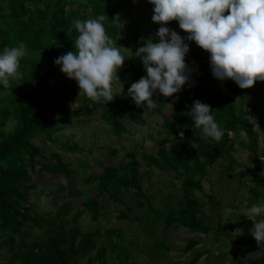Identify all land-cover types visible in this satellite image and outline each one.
Masks as SVG:
<instances>
[{
	"label": "trees",
	"instance_id": "obj_1",
	"mask_svg": "<svg viewBox=\"0 0 264 264\" xmlns=\"http://www.w3.org/2000/svg\"><path fill=\"white\" fill-rule=\"evenodd\" d=\"M141 1L146 3L144 10L155 28L152 39L158 41L156 33L160 25L152 20L154 6L149 0H137V4L140 5ZM135 3L136 0H0V50L5 45L17 46L22 42L27 52L21 60L20 71L22 74L26 70L29 72L27 92L17 88L16 82H13L15 86L7 89L0 87V250L7 246L11 252V258L5 264H109L108 250L103 244L104 236L99 230L83 232L79 224L81 213L69 221L63 206L56 217H46L37 212L39 199L30 204L29 209L34 211L32 216L24 215L22 211L32 192L38 189L36 184L31 183L37 168L41 172L66 178L69 182L73 174L72 166L58 155L54 157L56 162L42 161L43 150L35 143L36 140L42 138L51 142L64 154L84 151L74 143H58L55 140L58 130L52 128L44 116L45 103L50 100V87L68 78L54 61L62 54L75 51L78 36L74 27L76 19L83 21L103 14L108 35L117 41L121 27L116 17ZM70 5L75 8L69 9ZM167 26L175 31L180 30L182 37L187 36L178 21H170ZM137 28L130 48L133 51L130 66L120 67L117 72L127 90L133 82L147 75L141 58L135 56V52L146 43L141 39L142 29ZM186 42L190 46L185 58L190 69L189 81L182 91L174 94L175 98L165 97L158 91L154 94L156 102L166 99L173 104V110L158 132L162 140H154L157 152L145 155V159L148 170L156 168L166 171L172 173L175 180L181 181L182 198L177 208L167 214L166 226L184 227L194 233H209L210 228L203 224L202 198L197 194V191L203 190L202 183L208 167L227 157L231 158V164L236 165L232 154L237 144L243 145L240 141L242 131L247 132L250 149L260 159V136L244 110L238 109L234 100L225 95L223 84L228 83L229 79L220 81L213 76L210 53L194 41ZM114 95L115 98L105 105L103 102H93L88 97L82 104H91L101 113L111 134L122 138L131 135L124 120L144 123L140 112L142 106L138 107L128 95ZM195 100L211 105L216 121L224 129L220 141L206 142L201 139L200 130L195 129L189 113ZM64 114L81 116L80 112L70 109ZM12 121H15L13 128L7 130ZM256 121L261 124L260 120ZM181 131L184 132L183 137L179 136ZM129 160L120 166H106L96 180L98 194L90 198L94 219L98 218L103 208L100 198L122 203L131 193L142 205L140 197L146 195L141 180V165L136 156ZM69 190L72 197L73 189L70 187ZM68 202L63 204L70 206ZM121 217L129 219L125 214H121ZM26 221L32 225L27 226ZM35 225L44 228L45 233L35 236ZM107 233L110 236L106 239L116 238L113 243L116 247L122 246L121 240H117V231ZM197 246L198 242H191L187 250L191 251ZM118 250L117 264H131L126 248ZM205 255L206 252L196 253L187 264H198ZM248 264H264V255L250 259Z\"/></svg>",
	"mask_w": 264,
	"mask_h": 264
},
{
	"label": "rangeland",
	"instance_id": "obj_2",
	"mask_svg": "<svg viewBox=\"0 0 264 264\" xmlns=\"http://www.w3.org/2000/svg\"><path fill=\"white\" fill-rule=\"evenodd\" d=\"M145 6L144 1L138 5L136 0L135 5L116 17L117 24L121 27L116 43L127 56L121 67L130 66L133 54L130 48L133 46L137 26L142 29V40L147 41L153 37L155 28L144 10ZM68 8L75 7L70 5ZM177 32L180 34V30ZM28 75L26 70L14 81L23 92L28 91ZM223 89L225 95L234 100L237 108H242L250 122L255 125L260 136V159L251 151L249 138L241 135L240 141L243 145L237 144L232 154L236 165L231 164V158L227 157L208 167L202 183L203 190L197 191V194L202 198L205 218H201H204L203 224L210 228L209 233H194L184 227L166 226L167 214L171 209L177 208L182 198L181 181L175 180L172 173L156 168L148 170L145 155L157 152L154 140H162L163 137L158 132L162 130L164 121L170 118L173 104L161 99L153 111L141 107L144 123L124 120L123 123L131 135L116 138L102 120L101 113L91 104H82L87 97L79 96V85L72 78L60 80L50 87V100L45 103L44 116L52 128L58 130L55 134L58 143H74L84 151L64 154L51 142L42 138L35 141L43 150L42 161L56 162L54 157L58 155L72 166L73 174L69 182L66 178L41 172L37 168L31 183L36 184L38 189L32 192L33 195L24 205L22 214L32 216L34 211L29 209L30 204L38 199L37 212L46 217H56L63 206L64 211L67 210L69 221L81 213V230H99L104 236L103 244L108 250L109 264H117L118 249L121 247L126 248L131 264H187L199 252H206V255L198 264H248L250 259L263 256L264 246L261 244L264 242L258 243L251 234L255 221L244 213L252 204L264 200V81L256 82L251 88L242 89L229 79L228 83L223 84ZM113 93L127 95L125 84L118 76L113 82ZM62 100L66 102L62 103ZM69 109L80 112L81 116L65 115L64 111ZM256 120H260L261 124ZM14 124L15 121H12L7 130H11ZM134 156L141 165L140 174L146 195L140 197L142 205L131 193L126 195L122 203L113 202L110 198H100L103 208L98 218L94 219L90 198L98 194L96 180L106 166L123 165ZM70 187L73 189L72 197L69 196ZM65 202L71 203L70 206L63 204ZM121 214L127 215L129 219L122 218ZM26 224L32 225L27 221ZM112 230L118 232L117 240H121L122 246L116 247L113 243L116 238L106 239L110 236L107 232ZM34 233L35 236H41L45 229L35 225ZM195 241L198 246L188 251L189 244ZM10 258L9 248H1L0 264L9 262Z\"/></svg>",
	"mask_w": 264,
	"mask_h": 264
},
{
	"label": "clouds",
	"instance_id": "obj_3",
	"mask_svg": "<svg viewBox=\"0 0 264 264\" xmlns=\"http://www.w3.org/2000/svg\"><path fill=\"white\" fill-rule=\"evenodd\" d=\"M149 3L154 6L152 20L160 25L156 33L159 40L154 43L148 38L135 52L147 73L127 90L138 107L153 111L158 107L153 99L157 91L165 97H174L182 91L190 71L185 59L190 51L186 41H194L210 53L211 71L216 79H231L242 89L251 88L258 80L264 81V0H149ZM105 19L103 14L83 21L76 19L75 51L54 61L61 72L77 81L79 96L104 105L116 96L113 82L127 57L108 35ZM173 20L178 21L186 37L167 26ZM26 52L22 42L17 46L5 45L0 50V87L15 86L13 82L22 76L20 64ZM189 113L202 140H221L224 129L216 121L211 105L195 100ZM179 136L183 137L184 132H179ZM244 214L255 221L251 234L258 243L264 242V219H259L264 217V200L252 204Z\"/></svg>",
	"mask_w": 264,
	"mask_h": 264
}]
</instances>
